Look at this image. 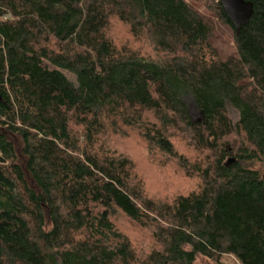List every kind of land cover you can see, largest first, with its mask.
Returning <instances> with one entry per match:
<instances>
[{
  "label": "trees",
  "instance_id": "obj_1",
  "mask_svg": "<svg viewBox=\"0 0 264 264\" xmlns=\"http://www.w3.org/2000/svg\"><path fill=\"white\" fill-rule=\"evenodd\" d=\"M192 1L0 0V264H264V0L238 33L210 0L224 59ZM113 20L150 53L116 45ZM126 129L198 188L150 197L108 146Z\"/></svg>",
  "mask_w": 264,
  "mask_h": 264
},
{
  "label": "rangeland",
  "instance_id": "obj_2",
  "mask_svg": "<svg viewBox=\"0 0 264 264\" xmlns=\"http://www.w3.org/2000/svg\"><path fill=\"white\" fill-rule=\"evenodd\" d=\"M200 13L211 21L213 26L212 44L216 48L219 56L224 59L236 54V44L233 30L225 23L221 22L211 10L210 0H193L192 1ZM108 36L118 45H127L137 48L143 52H149L147 46H143L132 38L128 28L117 20L111 21ZM71 81L74 78L71 74L66 73ZM193 113V118L197 114ZM124 135L111 134L108 136V146L117 153L126 155L131 159L135 166V173L144 186L145 192L152 198L159 201H169L178 194H185L191 190H196L199 181L193 176H189L179 167L177 161L166 159L159 154H152L147 148V144L134 131L126 129ZM176 150L192 159H200V156L189 149L188 143L175 137L173 139ZM117 226L133 241L139 250L148 249L151 245L149 235L141 230L138 226L132 225L127 220L119 218ZM223 264H240L232 255L221 256ZM196 264H215L207 258L199 256Z\"/></svg>",
  "mask_w": 264,
  "mask_h": 264
},
{
  "label": "water",
  "instance_id": "obj_3",
  "mask_svg": "<svg viewBox=\"0 0 264 264\" xmlns=\"http://www.w3.org/2000/svg\"><path fill=\"white\" fill-rule=\"evenodd\" d=\"M223 10L230 20L235 32L246 23L253 11L251 1L247 0H220ZM229 163L232 161H228Z\"/></svg>",
  "mask_w": 264,
  "mask_h": 264
}]
</instances>
